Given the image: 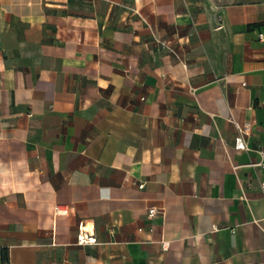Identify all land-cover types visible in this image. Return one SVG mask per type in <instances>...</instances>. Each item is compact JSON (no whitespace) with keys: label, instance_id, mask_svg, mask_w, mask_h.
Returning <instances> with one entry per match:
<instances>
[{"label":"crops","instance_id":"1","mask_svg":"<svg viewBox=\"0 0 264 264\" xmlns=\"http://www.w3.org/2000/svg\"><path fill=\"white\" fill-rule=\"evenodd\" d=\"M258 30L264 0H0V263L264 262Z\"/></svg>","mask_w":264,"mask_h":264},{"label":"built area","instance_id":"2","mask_svg":"<svg viewBox=\"0 0 264 264\" xmlns=\"http://www.w3.org/2000/svg\"><path fill=\"white\" fill-rule=\"evenodd\" d=\"M257 38L259 40H264V31L258 30L257 31ZM248 126H241L238 130V133L236 134L234 138V147L236 149H244L246 148V140H245V135L248 133ZM259 161L258 164L264 168V147H262L259 150ZM260 190L262 196H264V180L260 182ZM53 210L55 213H61V214H66L69 212L68 206L66 205H61V204H54ZM157 209L154 206H150L147 208V215L152 216L156 213ZM93 225H88L85 226L82 222L78 223L77 226V242L80 243H88V242H93L95 240L94 234H93ZM0 264H10L9 262H4ZM244 264H264L262 261H247Z\"/></svg>","mask_w":264,"mask_h":264},{"label":"rangeland","instance_id":"3","mask_svg":"<svg viewBox=\"0 0 264 264\" xmlns=\"http://www.w3.org/2000/svg\"><path fill=\"white\" fill-rule=\"evenodd\" d=\"M255 0H205L206 3H212L215 5H227V4H235L241 5L243 3H251Z\"/></svg>","mask_w":264,"mask_h":264}]
</instances>
